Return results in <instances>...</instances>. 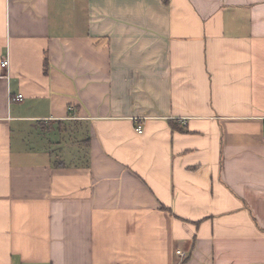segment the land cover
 Returning <instances> with one entry per match:
<instances>
[{"label":"crops","instance_id":"obj_1","mask_svg":"<svg viewBox=\"0 0 264 264\" xmlns=\"http://www.w3.org/2000/svg\"><path fill=\"white\" fill-rule=\"evenodd\" d=\"M263 134L264 0H0V264H264Z\"/></svg>","mask_w":264,"mask_h":264},{"label":"built area","instance_id":"obj_2","mask_svg":"<svg viewBox=\"0 0 264 264\" xmlns=\"http://www.w3.org/2000/svg\"><path fill=\"white\" fill-rule=\"evenodd\" d=\"M8 66H9V57H6V58L2 59V61H1V67L2 68H7ZM13 100L22 101L23 100V95L22 94H18L15 97H13ZM137 131L139 133H142L143 132L142 126L139 125L137 127ZM263 140H264V134H263Z\"/></svg>","mask_w":264,"mask_h":264}]
</instances>
